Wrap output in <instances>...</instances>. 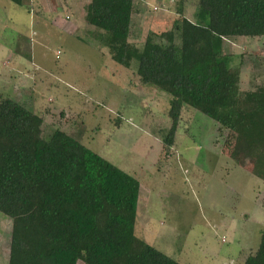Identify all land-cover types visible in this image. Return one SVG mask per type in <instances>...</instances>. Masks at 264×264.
Wrapping results in <instances>:
<instances>
[{"label":"rangeland","instance_id":"374dc122","mask_svg":"<svg viewBox=\"0 0 264 264\" xmlns=\"http://www.w3.org/2000/svg\"><path fill=\"white\" fill-rule=\"evenodd\" d=\"M178 1L134 0L129 42L141 48L148 32L168 29ZM196 1L184 0L185 17ZM21 2L0 0V95L47 114L45 133L65 131L140 183L138 239L179 264H243L264 228V183L247 170L239 140L184 108L159 162L170 97L139 83L137 61L125 68L111 60L80 17L89 0L78 9ZM66 16L68 28L53 24ZM74 24L77 32L69 30ZM224 52L231 67L243 63L242 90L264 84V37L226 39ZM10 231L0 213V264H8Z\"/></svg>","mask_w":264,"mask_h":264},{"label":"trees","instance_id":"16d2710c","mask_svg":"<svg viewBox=\"0 0 264 264\" xmlns=\"http://www.w3.org/2000/svg\"><path fill=\"white\" fill-rule=\"evenodd\" d=\"M183 8L178 1L170 27L148 32L141 48L129 42L134 0H90L85 22L111 60L125 68L137 61L139 83L170 97L159 162L190 108L239 140L247 170L264 183V84L242 90L243 63L231 67L224 52L226 39L264 37V0H197L189 18ZM46 115L0 95L8 264H179L134 234L140 183L65 131L45 133ZM243 264H264V228Z\"/></svg>","mask_w":264,"mask_h":264},{"label":"crops","instance_id":"0c3cea01","mask_svg":"<svg viewBox=\"0 0 264 264\" xmlns=\"http://www.w3.org/2000/svg\"><path fill=\"white\" fill-rule=\"evenodd\" d=\"M34 1H37L38 4L40 3V5L45 4V5H48L49 7H52L55 4H56V7H59V6H61V4H63L66 7L69 6L72 9H78V7H80V6L82 7L80 2L84 1V0H80V1L74 0L72 2V5L71 4L69 5L65 0H63V1H59V0H42V4H41V1L39 2L38 0H29V2L32 3V4H33ZM54 2H55V4H54ZM88 3L84 7L79 9V12L81 11L80 12L81 13L80 17H83L84 22H85V14H86L85 8L88 5ZM70 19L71 18L69 16H66L65 20L56 17V18H54V23L53 22L52 23L55 24L57 27L60 26L62 29H66L69 26V24H67V23H69L68 21ZM79 29H80V24H74V25L71 26V28L69 30L73 31V32H77Z\"/></svg>","mask_w":264,"mask_h":264}]
</instances>
